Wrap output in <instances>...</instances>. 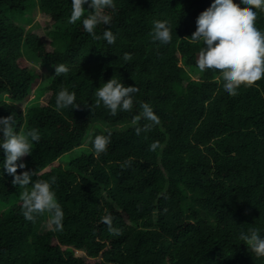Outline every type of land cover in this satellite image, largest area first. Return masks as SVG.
<instances>
[{
  "label": "trees",
  "instance_id": "16d2710c",
  "mask_svg": "<svg viewBox=\"0 0 264 264\" xmlns=\"http://www.w3.org/2000/svg\"><path fill=\"white\" fill-rule=\"evenodd\" d=\"M213 2L114 0L108 14L116 41L108 45L85 32L82 21L69 23L71 0H0V117L13 114L18 132L35 128L41 136L17 174L37 171L33 182L55 177L64 212L59 232L47 215L25 220L23 189L3 170L0 148V264H264L239 239L252 227L264 236V78L233 97L218 70L198 68L203 42L190 38ZM37 3L50 17L47 38L19 23L18 14ZM254 11L264 32V11ZM157 20L169 21V44L152 40ZM31 61L52 72L36 91L41 75ZM57 64L69 73L55 77ZM114 76L139 89L131 113L112 116L94 106L95 91ZM61 86L75 92L79 109L56 110ZM142 102L160 119L150 132L135 134L144 120L105 129L131 121ZM96 123L102 127L90 132ZM109 132L107 154L97 157L91 142ZM86 140L89 154L55 164ZM130 157L132 166L122 169ZM106 214L121 235L100 222Z\"/></svg>",
  "mask_w": 264,
  "mask_h": 264
},
{
  "label": "clouds",
  "instance_id": "9594fccd",
  "mask_svg": "<svg viewBox=\"0 0 264 264\" xmlns=\"http://www.w3.org/2000/svg\"><path fill=\"white\" fill-rule=\"evenodd\" d=\"M241 4L243 7H241ZM241 4L234 0H214L211 6L202 12L197 18L196 31L190 40L193 43L203 42L199 50L197 66L201 71L208 69L218 70L223 80V88L229 95L235 97L242 87L248 88L264 78V32L255 25L257 11H264V0H241ZM88 5L91 12L86 11ZM72 12L69 23L75 24L82 21L85 32L94 40H105L108 45L116 41V36L110 30L112 16L108 10H115L114 0H71ZM88 13L85 16V13ZM105 28L102 36L96 34V29ZM154 42L169 44L172 40V28L169 21H154L150 33ZM125 62L131 61V54L125 53ZM55 77L67 75L70 71L65 64L53 66ZM139 92L136 86H124L120 79L115 76L102 87L95 91L94 106L103 105L109 110L110 115L116 116L118 112L131 113L134 108L135 95ZM56 110L79 109L76 103L75 92H70L61 86L56 94ZM85 107H87L85 105ZM141 112L133 115L132 122L136 124L140 120L146 121L142 126L135 128V134L150 132L154 126L160 124L159 117L154 113L150 104L140 103ZM0 148L4 151L3 170L13 177L14 186L23 189L20 193L22 201V215L25 220L36 223L40 217L47 215L48 224L55 231L63 230L64 212L56 198L53 185L56 178L50 180L37 179L32 181L33 176H38L37 171H23L17 174L18 169H25L24 163H18L23 157L32 154L33 144L39 143L41 136L38 129H29L25 132L16 130L15 116L0 117ZM111 132L107 135H97L92 140L94 154L99 157L107 154L111 144ZM159 142H153L149 150L155 151ZM132 166V158L121 164L122 169ZM114 217L106 214L101 217V223L107 226L110 234L119 236L122 230L113 226ZM239 239L247 246L257 258H264V236L258 228H249L247 232L241 231Z\"/></svg>",
  "mask_w": 264,
  "mask_h": 264
},
{
  "label": "rangeland",
  "instance_id": "374dc122",
  "mask_svg": "<svg viewBox=\"0 0 264 264\" xmlns=\"http://www.w3.org/2000/svg\"><path fill=\"white\" fill-rule=\"evenodd\" d=\"M29 10L30 11L28 13L24 14L23 16L18 14L19 23L25 25L28 29L29 28H33L34 32H36L38 35L45 36L47 38V36L45 34H46V28L50 24V17L46 16L45 13H43L41 11L40 6H39L38 3H37L36 7L34 6L31 9H29ZM28 19H31V20H28ZM31 63H28V64L31 67H33V66L36 67V69L39 71V73L41 75L38 84L35 86V88H36L37 86H39V84H41L42 82L48 80V78L52 74V72H49L48 69L41 68L40 65L37 64L36 62L31 61ZM188 69H189V71L192 72L191 68H188ZM195 77L198 78L197 76H195ZM35 88H34V91L37 90V88L36 89ZM35 98H36V95L33 92V96L31 98V100H34ZM23 108H24V106H23ZM133 125H134V123L131 120V121H128V122H124V123L118 124L117 126H114V127H111V128L106 126L105 129L126 130V129H128L129 127H131ZM95 126L102 127V125L100 123L93 124V127L90 128V132L94 131ZM89 153H90V150L88 149V141L86 140L81 148L76 149L73 152L68 153L67 155H64L59 160V162H57L55 164L57 165V164L61 163L64 166H68L69 163L72 160H74L75 158H77V157H79V156H81L83 154H89Z\"/></svg>",
  "mask_w": 264,
  "mask_h": 264
}]
</instances>
